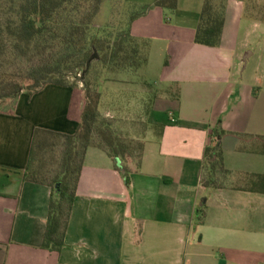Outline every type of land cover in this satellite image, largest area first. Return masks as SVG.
<instances>
[{
    "label": "crops",
    "instance_id": "1",
    "mask_svg": "<svg viewBox=\"0 0 264 264\" xmlns=\"http://www.w3.org/2000/svg\"><path fill=\"white\" fill-rule=\"evenodd\" d=\"M204 3L178 0L132 23L147 64L107 78L99 111L143 140L141 168L127 183L116 160L89 148L61 252L42 247L52 189L24 173L37 129L76 134L84 91L49 85L0 112V264H264V94L238 88L253 56L240 4L207 47L195 41ZM214 131L229 172L217 187L205 184Z\"/></svg>",
    "mask_w": 264,
    "mask_h": 264
},
{
    "label": "trees",
    "instance_id": "2",
    "mask_svg": "<svg viewBox=\"0 0 264 264\" xmlns=\"http://www.w3.org/2000/svg\"><path fill=\"white\" fill-rule=\"evenodd\" d=\"M105 2L0 0V112L4 106H13L24 92L34 95L49 85L77 88L78 84L71 83L70 79L78 77L85 94V107L76 134L37 129L24 173L26 181L52 189L42 246L51 252H61L66 246L68 226L90 147H99L113 160L119 159L127 183L129 175L140 170L145 143L137 142L136 147L131 146L112 130L110 120L102 118L99 80L103 70L104 74L141 70L147 64V51L140 48V41L132 35V23L154 7L171 12L178 7V0H156L152 5L142 7L143 12L139 15H131L125 28H118L99 21ZM225 13V7L215 4L214 0H205L195 40L197 44L220 45ZM98 66H102L100 72ZM223 133L214 131L212 142L205 150L207 186L217 187V177L229 173L224 166L220 144ZM50 137L65 141L60 167L52 172L53 176L51 172L35 167L39 155L48 148ZM57 185H60L58 190Z\"/></svg>",
    "mask_w": 264,
    "mask_h": 264
},
{
    "label": "rangeland",
    "instance_id": "3",
    "mask_svg": "<svg viewBox=\"0 0 264 264\" xmlns=\"http://www.w3.org/2000/svg\"><path fill=\"white\" fill-rule=\"evenodd\" d=\"M215 4L221 5L223 8H227L230 3H239L242 10V20H243V30H242V40L244 45H246V50L253 56L250 58L246 70L243 73L242 86L239 89H250L254 93L264 94V0H214ZM114 5V6H112ZM143 6H136L130 0H125L118 3L115 0H106L103 5L102 12L99 16V21L104 23L114 24L118 28H125L129 23L131 15L140 14L143 12ZM115 10V12H114ZM168 17H172L171 12L167 11ZM173 18V17H172ZM142 50L147 51L146 43H139ZM150 47V46H149ZM155 49V48H154ZM149 51V50H148ZM242 59V57H241ZM155 60H158V55L155 56ZM99 72L102 70V66H98ZM119 72L109 74L105 73L104 70L101 73V79L99 80V89L102 83L107 78H116ZM115 75V77L113 76ZM71 83H77V88H82L83 85L80 82V77L77 79H70ZM11 105L4 106L3 108H10ZM101 114V113H100ZM102 116V114H101ZM102 118H104L102 116ZM112 123V130L119 135L121 138L126 140L131 146H137V142H142L143 140L132 139L131 137L125 136L122 132L118 131L115 120L105 117ZM105 119V120H106ZM136 123V120L132 121ZM130 122V123H132ZM97 141L100 138L97 137ZM48 148L43 151L36 163V168H43L44 172H55L59 169L62 159V151L64 147V140L50 137L48 138ZM136 143V144H135ZM134 144V145H133ZM137 155V152L134 153ZM39 166V167H38Z\"/></svg>",
    "mask_w": 264,
    "mask_h": 264
},
{
    "label": "water",
    "instance_id": "4",
    "mask_svg": "<svg viewBox=\"0 0 264 264\" xmlns=\"http://www.w3.org/2000/svg\"><path fill=\"white\" fill-rule=\"evenodd\" d=\"M116 161L118 162L119 165H121V161H120L119 159H117ZM59 186H60V185H57V186H56V189H57V190L59 189Z\"/></svg>",
    "mask_w": 264,
    "mask_h": 264
}]
</instances>
